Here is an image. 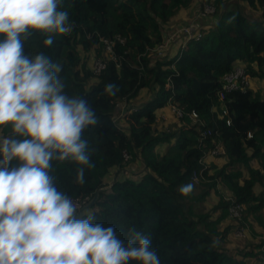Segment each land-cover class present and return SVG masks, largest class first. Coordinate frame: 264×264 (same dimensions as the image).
I'll return each instance as SVG.
<instances>
[{"label":"trees","instance_id":"trees-1","mask_svg":"<svg viewBox=\"0 0 264 264\" xmlns=\"http://www.w3.org/2000/svg\"><path fill=\"white\" fill-rule=\"evenodd\" d=\"M212 1L218 8L230 0ZM246 1L252 7L264 8V0ZM191 2L63 0L59 10L69 13L71 32L29 30L25 54L31 59L44 52L59 63L64 94L85 98L98 117V123L82 133L94 166L54 159L49 175L58 191L79 200L85 196L90 199L98 188L110 184L99 191L84 217L91 216L93 223L105 227L115 226L118 238L124 241L129 239V229L135 227L151 238L160 264H248L246 257L250 254L255 257L251 264H258L264 257L262 251L244 249L235 254L221 247L220 241L233 224L220 232L214 229L217 221L208 219L210 213L196 212L193 206L218 181L231 192L233 200L244 205L240 222L249 215L256 219L264 206V97L250 88L226 93L223 105L229 125L226 117L218 114L221 102L217 97L222 76L236 63L243 64L248 76H264V20L251 19L233 5L221 9L217 21L201 29L198 39H184L177 53L167 58H158L156 52L150 54L163 41L161 25ZM116 33L124 41L114 42V59L106 58L101 39ZM48 35L54 38L51 47L43 44ZM91 57L106 58V66L87 86L94 76L87 70ZM108 83L117 86L114 96L105 91ZM142 88L150 91L151 98L127 113V126H118L115 117L121 111L119 104L125 101L129 105ZM167 104H176L186 113L195 110L223 147L221 156L226 161L208 164L197 183L191 180V173L198 170L203 150L212 146L211 137L198 141L197 125L187 115L177 120L179 125L173 131H165L156 121V112ZM247 132H251L250 137ZM9 135L11 125L0 126L2 140ZM163 143L164 149L156 150ZM123 150L134 160L141 157L145 168L138 178L124 175L110 183L106 177L109 171L124 166ZM254 158L259 160L257 167L249 163ZM238 165L246 168V175ZM80 167L85 168L83 184L76 179ZM189 184L192 191L182 194L180 189ZM230 202L220 195L212 211H219V218H228ZM151 209L155 210L153 215ZM257 220L264 234V220L260 216ZM263 244L264 240L258 246Z\"/></svg>","mask_w":264,"mask_h":264},{"label":"clouds","instance_id":"clouds-1","mask_svg":"<svg viewBox=\"0 0 264 264\" xmlns=\"http://www.w3.org/2000/svg\"><path fill=\"white\" fill-rule=\"evenodd\" d=\"M62 3L0 0V126L12 131L0 141V264H160L149 236L132 227L124 241L115 226L93 223L49 175L54 159L94 166L82 133L98 123L85 98L64 94L59 63L44 52L25 54L29 30L71 32ZM53 43L52 35L43 41ZM105 91L114 96L118 89L108 83ZM76 179L85 182L84 167ZM192 187L180 191L187 195Z\"/></svg>","mask_w":264,"mask_h":264},{"label":"rangeland","instance_id":"rangeland-1","mask_svg":"<svg viewBox=\"0 0 264 264\" xmlns=\"http://www.w3.org/2000/svg\"><path fill=\"white\" fill-rule=\"evenodd\" d=\"M204 0H192L191 4L179 10L176 15L172 16V18L167 22L162 24V32H163V42L166 44L165 48L167 49L168 54H175L178 52L179 47L181 48L185 35L181 34L184 32V27L187 24H191L189 26H196V29L200 31L206 26L213 25L214 22L217 21L219 14L221 12V9H226L227 7L230 8L233 5H236L240 8V10L245 13L247 16H249L251 19H263L264 20V8L263 7H252L246 0H230L223 3L220 7L215 8V11L213 13L208 14V16H205L204 18H201L198 16V13L201 10V7L203 6ZM212 1V0H209ZM213 2V1H212ZM81 54L82 52L78 50ZM150 54H154L153 51H151ZM93 61V57L89 59V62L87 63V70L90 71V66ZM250 78V89L252 91H257L259 94L264 97V76H249ZM96 81L95 76H90V78L87 81V86H89L91 83ZM150 91L147 88H142L138 92L137 96L134 99L130 100L134 102V104H137V100L143 101L144 103L150 99ZM142 102V103H143ZM124 105V104H123ZM120 107H122V104H120ZM129 108L128 105H126V108ZM123 112V110L121 111ZM128 112V109L124 111L121 116H117V123L118 126L124 127L128 124L124 120L127 118L126 114ZM129 113V112H128ZM166 113V111H165ZM126 114L125 116H123ZM158 124L161 123V127H165L168 129V131H173L175 127L178 124V121L172 116V114L169 112V118L168 122L163 125L162 121L157 120ZM126 123V124H125ZM167 131V132H168ZM129 133V132H127ZM2 138L0 137V141ZM165 147V144H159L156 146V150L160 151L163 150ZM226 159L223 156L208 159L207 165L210 163H224ZM250 165L252 167L259 166V160L252 159L250 160ZM240 169L244 172V174H247L246 168L243 167V165H238ZM144 162L142 161L141 157H137L135 160L132 158H128L124 161V166L121 168H112L108 175L111 176V180L113 181L115 178L122 177L124 175H128L132 178H138L140 173L144 170ZM111 181V182H112ZM255 190L259 191V186L255 185ZM222 196L224 199H229L231 197V192L221 183L216 182L214 187L211 189V192L209 194H206V196L197 202L194 203L193 210L199 213H210L208 216L209 220H216L217 222L214 225V229L219 230L220 232L229 224H233L231 228L228 230L227 235L224 237L223 241H220V245L222 248L226 249L229 252H234L235 254L239 251L249 249H254V252L262 251L264 253V244L262 246H258L259 243H261L262 240H264V234H263V228L260 222H258L257 217L260 216L261 219L264 220V206L257 212V217L254 219L252 215L244 221L240 222L241 220H234L232 218L222 217L219 218V211H212V207L217 204L219 201V196ZM155 213V210L151 209L150 214L153 215ZM239 225L237 228L236 225ZM241 226V227H240ZM236 227V228H235ZM242 228V234L243 236H235L234 233L237 229ZM238 256V255H237ZM255 259L254 256L251 254L246 257V260L248 264H251L253 260ZM255 261V260H254Z\"/></svg>","mask_w":264,"mask_h":264},{"label":"built area","instance_id":"built-area-1","mask_svg":"<svg viewBox=\"0 0 264 264\" xmlns=\"http://www.w3.org/2000/svg\"><path fill=\"white\" fill-rule=\"evenodd\" d=\"M215 11V5L212 1H207L203 4L201 7L200 12L198 13L199 17H205L210 13H213ZM190 23L185 25L184 32L181 34L185 35L184 39L192 38L198 39L201 36V32L196 29V26H189ZM103 47H104V53L106 55V58L114 59V53H113V44L115 41L123 43L124 37L120 34L116 33L111 37L103 38L101 39ZM182 44V43H181ZM166 44L162 41L161 43L157 44L152 51L155 53L158 58H167L169 56L167 49L165 48ZM183 47V44L181 45ZM106 58L104 57H95L93 58V61L90 66V71L92 75H98L102 69L106 66ZM247 88H250V78L247 74V71L243 64L236 63L233 68L225 73L221 78V86L220 89L217 92L218 100L221 102L220 105V111L218 112L219 116H225V123L230 124V118L228 115V111L226 107L223 105L225 102V94L228 92H231L235 89H241L245 90ZM122 107H120L121 111H126L128 109V112H131L133 110H136V105H128L129 108H126V102L122 101ZM119 104V105H120ZM124 104V105H123ZM169 112L172 114V116L176 120H180L184 118V115H187L188 118L191 120V122L195 125H197L198 128V141L202 142L204 139L211 137L212 146L208 147L207 149L203 150L202 155L198 159L199 168L198 170H193L191 173V180L195 183L199 182L201 177L203 178V170L207 167V161L208 159H213L220 157L223 154V147L221 145V142L216 140L213 136L212 130L209 127H206L205 122L200 119L198 113L195 110H190L189 112H184L178 105L176 104H167ZM119 112L116 117L115 121L117 119V116H121L123 112ZM127 112V113H128ZM126 113V114H127ZM124 114L123 116H125ZM160 120L163 122V125L166 126V120L167 116L165 114H158L156 115V121ZM162 125V124H161ZM165 131H168L167 128L163 127ZM247 137L251 136V132H247ZM122 156L124 160H127L129 155L128 153L123 150ZM75 205L76 208H79L83 203H85L89 198L88 196H85L82 200L76 199V198H70ZM231 199L230 204L227 207V215L229 218H232L234 220H242V215L244 211V205L242 203L236 202L233 200V197H229ZM236 227L238 228L239 225L237 224ZM235 227V228H236ZM241 227V226H240ZM235 236H243L242 234V228H239L234 233ZM258 264H264V257Z\"/></svg>","mask_w":264,"mask_h":264},{"label":"water","instance_id":"water-1","mask_svg":"<svg viewBox=\"0 0 264 264\" xmlns=\"http://www.w3.org/2000/svg\"><path fill=\"white\" fill-rule=\"evenodd\" d=\"M108 187H110V184L98 188L90 199L83 203L79 208H76L77 213H83V215H85L87 210L90 209L92 205H94V203L96 202L99 191Z\"/></svg>","mask_w":264,"mask_h":264},{"label":"crops","instance_id":"crops-1","mask_svg":"<svg viewBox=\"0 0 264 264\" xmlns=\"http://www.w3.org/2000/svg\"><path fill=\"white\" fill-rule=\"evenodd\" d=\"M149 96H150V98H151V93L149 94ZM137 104H134V102L133 101H131V104L132 105H140V104H143L144 102L143 101H139V99L137 100ZM143 102V103H142ZM165 111H166V113H165ZM165 114L166 116H167V120H166V123L168 122V118H169V110H168V107H167V105H164V106H162L161 108H159L158 110H157V112H156V115H158V114ZM163 123V122H162ZM126 124V123H125ZM160 125H161V123H159ZM126 126V125H125ZM124 126V127H125ZM107 179H108V181L111 183V176H108L107 177Z\"/></svg>","mask_w":264,"mask_h":264}]
</instances>
